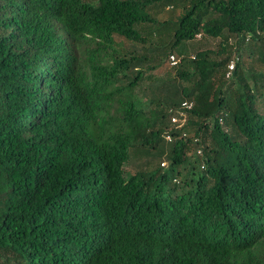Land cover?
<instances>
[{
	"label": "trees",
	"instance_id": "1",
	"mask_svg": "<svg viewBox=\"0 0 264 264\" xmlns=\"http://www.w3.org/2000/svg\"><path fill=\"white\" fill-rule=\"evenodd\" d=\"M0 264H264V0H0Z\"/></svg>",
	"mask_w": 264,
	"mask_h": 264
},
{
	"label": "rangeland",
	"instance_id": "2",
	"mask_svg": "<svg viewBox=\"0 0 264 264\" xmlns=\"http://www.w3.org/2000/svg\"><path fill=\"white\" fill-rule=\"evenodd\" d=\"M218 42H219V39H215V38H212V37H207V36H204V35H198L196 37V40H194L193 42H190V47H189V54L190 55H194V46H195V43H197L198 45H200L199 47L200 48H210V49H216L217 48V45H218ZM159 71L161 72V70L159 69ZM162 71L165 72V70L162 68ZM161 72V73H163ZM138 164V162H137ZM164 164H167V162H164ZM163 165V163H162ZM130 166V165H128ZM135 168H137V165H133Z\"/></svg>",
	"mask_w": 264,
	"mask_h": 264
},
{
	"label": "built area",
	"instance_id": "3",
	"mask_svg": "<svg viewBox=\"0 0 264 264\" xmlns=\"http://www.w3.org/2000/svg\"><path fill=\"white\" fill-rule=\"evenodd\" d=\"M170 58L172 60V64L177 63L178 60L176 59L175 55H171ZM229 68H230V71H231V69L234 68V63L233 62L230 63ZM182 107L189 109V108L192 107V103L191 102H184L182 104ZM179 114L180 115H183V118H180L177 115H173L172 118H171V120H172L173 123H177L179 126H181L185 122L186 117H185V114H184V111L183 110H180L179 111ZM168 138H170V135H168Z\"/></svg>",
	"mask_w": 264,
	"mask_h": 264
}]
</instances>
